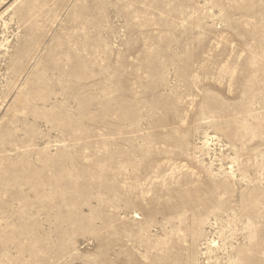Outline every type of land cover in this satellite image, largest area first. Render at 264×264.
Instances as JSON below:
<instances>
[{
	"label": "rangeland",
	"instance_id": "rangeland-1",
	"mask_svg": "<svg viewBox=\"0 0 264 264\" xmlns=\"http://www.w3.org/2000/svg\"><path fill=\"white\" fill-rule=\"evenodd\" d=\"M0 264H264V0H0Z\"/></svg>",
	"mask_w": 264,
	"mask_h": 264
}]
</instances>
